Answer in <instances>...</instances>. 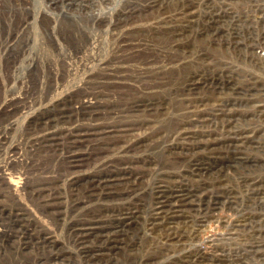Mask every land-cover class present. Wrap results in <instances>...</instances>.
Returning a JSON list of instances; mask_svg holds the SVG:
<instances>
[{"label": "rangeland", "instance_id": "rangeland-1", "mask_svg": "<svg viewBox=\"0 0 264 264\" xmlns=\"http://www.w3.org/2000/svg\"><path fill=\"white\" fill-rule=\"evenodd\" d=\"M34 4L99 45L0 38V264H264V0Z\"/></svg>", "mask_w": 264, "mask_h": 264}, {"label": "bare ground", "instance_id": "bare-ground-1", "mask_svg": "<svg viewBox=\"0 0 264 264\" xmlns=\"http://www.w3.org/2000/svg\"><path fill=\"white\" fill-rule=\"evenodd\" d=\"M35 1L0 0V38H9L5 43L11 42L9 41L11 38L13 41L16 40L12 43L15 44L14 50L19 49L20 51H24L26 48L31 50L32 46H35L34 55L31 58L29 57V66H32V68L26 70L28 74L34 75L35 79L61 77L63 73L59 74L55 66L58 64L62 66V64L66 63V57L62 53V50L68 47L69 49H80L81 51L85 50V52H88L93 50L92 48H94L95 45H99L98 40L92 33L87 31V29L73 21V19L69 24H66L61 20L59 21V18H57L50 8L46 6L37 8L34 4ZM30 16L32 21L27 26L25 18ZM95 20L98 22L103 21L97 17H92L89 21L93 23ZM39 22L42 24L44 23L45 27L41 26ZM93 55L90 52L84 53L83 58H85V56L86 58H92ZM98 57L100 56L98 55ZM38 67H40L41 70L38 69V71H36ZM51 67L53 68L51 69ZM43 68L44 71L42 70ZM101 75L108 76L106 73H102ZM134 75L139 76L140 73L131 74V76Z\"/></svg>", "mask_w": 264, "mask_h": 264}]
</instances>
